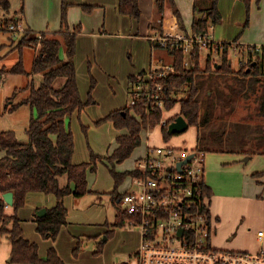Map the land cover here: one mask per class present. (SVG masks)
<instances>
[{
	"label": "rangeland",
	"instance_id": "obj_1",
	"mask_svg": "<svg viewBox=\"0 0 264 264\" xmlns=\"http://www.w3.org/2000/svg\"><path fill=\"white\" fill-rule=\"evenodd\" d=\"M10 2L11 8L8 13L14 16L16 10L22 8V3L25 6L26 0H10ZM226 6L229 7L228 11L223 14V22L213 28L214 39L221 42H233L238 39V43L264 45V0L259 4L256 0L252 1L250 24L246 28H244L247 21L246 7L241 2L234 4V7L230 3ZM71 7L73 6L68 8V17ZM76 8L89 16L94 14L87 13L82 5H76ZM48 9V15L53 18V1L50 2ZM62 10L63 0L59 8L60 22ZM104 12L99 11L102 21L105 17ZM2 15L4 14L0 11V19ZM35 15L36 13H31L30 17L34 18ZM73 18L72 14L71 19ZM75 20L81 21L80 14ZM103 23H96L91 19L85 28L82 24V31L91 40H82L79 53L77 43L78 55L75 57V65L80 94L85 103L88 102L89 96H92V102L88 103L84 110L76 111L66 119L67 128L71 129L75 137V160L79 164L91 162L93 154L108 157L112 156L116 150V139L123 132L118 135L120 131L115 129L112 122L101 121L113 111L130 106L131 96L128 90L129 84L125 82V75L120 74L122 66H113L112 56L117 57L122 53V63L124 64V59H126L127 64H131L135 52L141 48V45L134 40L126 41L113 37L107 42L111 44V49L116 50V53L103 54V42L98 45L97 40L93 39L94 33L99 34L104 31ZM52 24L42 29L41 32L58 31L59 27L55 28L57 25ZM26 25L25 27L29 29ZM69 26L73 28L74 25L71 23ZM116 30L118 35H123L119 29ZM23 33L0 32L1 81L5 79L0 85V132L14 131L19 141L26 143L28 141L26 130L31 119L37 116V110L29 105L20 106L12 112L10 110L30 96L32 86L40 87L43 76L42 74H31L34 60L40 52L39 46L26 47L23 51L26 73L11 72L21 58L16 46ZM116 41H125V43L121 46ZM241 47L242 49L231 55V65L234 71L240 68L242 61L250 57L246 48ZM160 52L165 54L166 63L172 62L173 57L168 54L167 50L161 49ZM208 53L205 51L203 67L206 65ZM261 57V54L255 55L253 59L258 60ZM61 59L63 62L68 60L64 43L61 47ZM212 59L215 67L218 68L222 64L221 56L218 54L213 53ZM220 77L218 74L215 80L219 89L223 88L220 99L209 96L211 94L210 83L200 90L197 97L203 106L202 120H208L207 123L204 122L199 128L192 126L186 132L172 136L168 142H165L162 135L161 125L163 123L153 130L143 131L142 145L124 163L116 164L115 170L117 172L134 170L138 161L144 157L148 146L152 148L171 147L189 152L204 149L206 153L205 181L214 192L209 205L213 217L211 246L217 250L248 251L255 254L259 251L256 252L251 248L262 247L257 238L258 232L264 234V181H261L264 177H255L256 173L264 171V79L259 81L254 93L243 94L235 101L232 99L234 97L231 89L226 87L225 82L228 79L225 78L226 81H224ZM93 81L96 85L94 89H91ZM58 83L56 86L59 88L62 84ZM186 90L179 94V99L188 97ZM216 107L219 109L212 114L211 110H215ZM163 113L164 121L173 118L180 113V103L171 111L165 110ZM213 118H215L214 124L210 126L209 121L211 122ZM249 157L251 160L246 162L245 160ZM111 169L112 166L108 161L102 160L97 163L96 171L90 172L91 193L79 198L78 201L75 200L74 205L69 207L71 211L69 218L75 223L76 229L73 230V234L66 232L59 236L54 244L40 237L37 245H39L42 258L47 256L50 246L54 245L64 264H125L132 260L141 245V232L129 224L122 229L113 227L116 216L122 211L123 206L111 195L116 185ZM131 185L132 180H126L119 187V194H124L131 188ZM255 190L257 193L255 197H252ZM29 197V200L26 199L25 206L19 210L18 216L25 220L27 235L37 237L39 234L32 217H35L38 210L45 209L42 206L53 205L56 198L40 193H32ZM9 213H12V210H9ZM109 231H114V234L107 238ZM80 238L83 242H79ZM79 243H81V248L76 254L75 250ZM102 243V252L98 253L99 245ZM11 252V241L4 237L0 244V264H17L9 263Z\"/></svg>",
	"mask_w": 264,
	"mask_h": 264
},
{
	"label": "trees",
	"instance_id": "obj_2",
	"mask_svg": "<svg viewBox=\"0 0 264 264\" xmlns=\"http://www.w3.org/2000/svg\"><path fill=\"white\" fill-rule=\"evenodd\" d=\"M140 0H120L118 11L123 16H129L135 20H140L142 11ZM204 0H196L194 6V21L192 25L193 35L210 36L213 28L222 23V15L219 10V0H206L209 5L203 7ZM247 10V21L244 28L250 24L251 4L253 0H240ZM262 0H256L259 4ZM166 4L175 7L173 0H157V7L160 14L164 13ZM71 6L67 0H63V10L61 26L59 31L35 32L25 28L20 36L16 48L20 51V60L11 70L15 74H24L23 51L26 47H40L39 55L35 58L31 74H42L43 82L40 87L32 86L30 96L17 106L11 108V112L16 108L29 105L36 108L37 116L30 121L26 130L28 141L21 143L14 131L0 132V152L4 155L0 158V244L4 237L11 241V263L17 264H64L55 248L48 250L47 256L42 258L39 254V246L23 237V228L18 212L26 204L29 193L38 192L46 195H54L57 204L51 209H47V215L39 217L38 210L35 214L37 232L44 240L56 241L63 226L68 224V209L64 199L67 196L82 198L90 194L88 183V172L96 171L99 161L107 160L112 166L111 174L115 179V190L112 192L113 199L120 201L123 194H119V187L127 178L140 176V171L117 172L116 164H122L128 160L134 151L142 145V133L145 130H153L163 122L164 113L154 102L148 100L138 103L136 106H127L110 113L101 122H112L116 129L127 130L126 135H120L116 139L117 148L112 156L102 157L93 154L91 162L74 164L73 158L76 153L75 137L71 129L67 128L66 119L76 111L85 109L88 103L92 102V96L85 103L80 94L75 57L77 53L78 36L82 32V25L78 24L70 28L68 24V8ZM11 8L10 0H0V10L9 12ZM87 13H92L95 6L83 5ZM178 22L185 30L182 16L176 9L174 10ZM20 13H24V4ZM21 20V19H20ZM6 24H19L18 18L7 19ZM73 29V30H72ZM151 35L161 32L162 29L152 27ZM150 40V39H149ZM62 43L66 45L68 60L61 59ZM236 45L239 50L242 48L238 39L233 42H218L208 50L206 65L203 67L204 51L197 48L189 55L184 52L181 44H174L167 49L154 46V49L167 50L173 57L174 73L163 77L158 82L164 86L160 93L165 101L164 108L171 111L180 103V113L167 120V124H162V135L165 142L172 136L168 131V125L174 122L179 116H183L190 127H200L208 120H202V103L197 99L200 90L210 83V97H218L223 93V88L219 89L216 84V76L219 74L225 82L226 87L231 89V94L235 101L243 94L254 93L257 84L264 78V57L254 60L250 52V45L245 47L251 58L246 65H240L237 71L232 69L231 55L234 52L232 47ZM216 52L221 56L222 64L215 67L212 54ZM190 61V66L185 63ZM256 62L255 66L252 64ZM248 69H251L248 72ZM147 72L130 76V93L134 81L137 77H143ZM213 74H216L215 76ZM2 74L0 73V80ZM60 81V82H59ZM59 82V83H58ZM62 84L61 87L56 85ZM232 83V85H231ZM212 84V85H211ZM230 84V85H229ZM96 83L92 82L91 89ZM231 86V87H230ZM187 89L188 97L179 99V94ZM229 100H227L228 102ZM230 104V103H229ZM212 109V114L217 112ZM213 116V115H212ZM208 118V117H207ZM214 119L210 126L214 124ZM176 135V134H175ZM204 151V149H199ZM205 152V151H204ZM66 176L68 184L62 186L60 178ZM255 177H264V171L256 173ZM205 195L209 200L213 197V192L207 184L204 186ZM12 192L14 194V205L11 207L4 201L3 196ZM12 210V213H9ZM130 217L124 212L116 216L114 228L122 229L128 224ZM114 231H109L110 238ZM99 245V252H102ZM81 243L78 244L75 252L79 253Z\"/></svg>",
	"mask_w": 264,
	"mask_h": 264
},
{
	"label": "built area",
	"instance_id": "obj_3",
	"mask_svg": "<svg viewBox=\"0 0 264 264\" xmlns=\"http://www.w3.org/2000/svg\"><path fill=\"white\" fill-rule=\"evenodd\" d=\"M5 21L0 19V32L25 31L20 23ZM149 39L152 45L164 49L181 44L188 57L197 48L211 50L218 43L211 35L163 32H156ZM232 49L239 50L236 45ZM250 52L251 56L264 57V45H250ZM251 56L241 65H246ZM185 65L190 66L189 59ZM171 73L173 64H159L145 76H138L131 89L130 106L148 100L164 112L165 101L160 94L164 86L158 81ZM4 80H0V85ZM205 156L199 150L148 147L145 157L137 163L140 176L132 178L131 188L119 201L122 212L130 217L128 224L141 232V245L133 261L125 264H264V249L252 254L212 248L211 200L204 190ZM259 237L263 240L264 234L260 232Z\"/></svg>",
	"mask_w": 264,
	"mask_h": 264
},
{
	"label": "crops",
	"instance_id": "obj_4",
	"mask_svg": "<svg viewBox=\"0 0 264 264\" xmlns=\"http://www.w3.org/2000/svg\"><path fill=\"white\" fill-rule=\"evenodd\" d=\"M51 1H53V5H54V17L53 18H51L50 15H48V11H49L48 6L50 5ZM119 1L120 0H68V3H70L73 6L69 9L68 20H69V24L73 23V25H74L73 27H75L77 24H81V25L83 24L84 28H85L86 24L89 23V20L91 21V19L93 22H96V23L104 22L103 23V29L105 28L104 31L99 32V34H96L98 32L93 34L94 35L93 39L97 40L98 45H100V43L103 42V48H102L103 54H111L112 55V54L116 53V50L111 49V44H109L107 42L108 40L112 39L113 37L122 38V39H125L126 41L134 40L135 42H138L141 45L140 50L135 52L134 60L131 64H127L126 59H124V64L122 63V58H123L122 53L120 55H118L117 57L112 56V63L111 64L113 66H118V65L122 66L120 74L124 73L125 82H127V85L129 84L128 90H129V94H130V80H129L130 76L138 75L141 72H148V71L152 70V68H154L155 66H157L159 64H173V58H172L171 63H166V61H167L166 56L164 53L160 52L161 49H154L153 48L152 43L149 40V38L151 36V32H152V30H151L152 27H158V29L161 28L162 32L165 34H181V35L182 34H186V35L192 34V25H193V21H194V6H195L196 0H173L175 3V7L166 4V7H165L163 14H160L158 11L157 0H140L139 2H140V8L142 10V18L139 21L135 20L129 16L121 15L118 11ZM60 2H61V0H30V1L26 0L23 15L20 13L21 8H20V10H16V13L14 14V16H12V15L10 16V14L8 12H6L5 10H0L4 14V15H2L1 18L4 20L11 19V18H18L19 23L24 28H26L25 25L27 24L29 29H31L35 32H41L42 29L47 28L51 23H53L52 25H57V26H55V28L59 27V30H60V26H61L60 13H59ZM238 2H241V1L240 0H219V10H220V13L222 15V20H223V14L226 11H228L229 6H226V4L230 3L234 7V4H238ZM203 4H204L203 7L205 8L206 6L209 5V1L204 0ZM76 5L95 6L96 11L95 12L93 11L91 13V15L93 13L94 14L92 16H89V14L88 15L84 14L80 9H77ZM176 9L180 12V14L182 16V21H183L185 30H183L181 28V26L178 22V19L175 15V12H174V10H176ZM99 11H105L104 12L105 17H104L103 21L101 19V13H99ZM71 12H73V13H71ZM25 13H26V15H25ZM31 13H36L34 18L30 17ZM72 14L74 17L73 20L71 19ZM79 14L81 17L80 22H78V20H75ZM56 18H57V20H56ZM48 23H50V24H48ZM92 27H94V26L92 25ZM116 29H119L120 33L123 32V35H120V34L118 35ZM93 30H95V29L93 28ZM83 39H90L91 40V38L88 35H86L85 32L82 31L79 34L78 41H77L78 53H79V50L81 49V42ZM211 39L215 42H221V41H217L214 39L213 33L211 34ZM116 42L119 43L121 46H123V43H125V41H122V42L116 41ZM239 44L241 46H244V47L249 46V45L243 44L241 42H239ZM206 51H208V50H206ZM78 53H76V56L78 55ZM204 55H205V51H204ZM208 55H209V53L207 54V56ZM212 56H213V54H212ZM204 57H206V56H204ZM242 62H244V61H242ZM230 63H232V61ZM112 65H111V67H112ZM263 71H264V68H263ZM113 126H114V124H113ZM116 130L120 131V133L118 135H120L121 132H123V134H121V135H126L128 133L127 130H118V129H116ZM148 147H147V149H148ZM3 155L4 154L2 152H0V158L3 157ZM145 155H146V153H145ZM145 155H144V157H145ZM75 156H76V153H75L74 158H73V163L79 164L75 160ZM249 160H251V157L247 158L245 161L248 162ZM100 166H102V165H100ZM90 172H91V170L88 172V183H89ZM128 179L130 180L131 178L129 177V178H127V180ZM249 180H251V179H249ZM261 181H264V179H262ZM60 182H61V185L63 187L66 186L68 184L67 177L66 176L61 177ZM205 183H206V181H205ZM207 186H209V185L207 184ZM209 187L211 188V190L213 192L212 187L211 186H209ZM89 190H90V183H89ZM258 190H260V189H258ZM32 193H38V192H32ZM32 193L28 194V196H27L28 200L30 199L29 196ZM256 193H257V191L255 190L252 197H255ZM40 194H43V193H40ZM44 195H46V194H44ZM46 196H49L52 198L55 197L54 195H46ZM213 196H214V192H213ZM75 200L78 201L79 198H75L72 195L67 196L64 199L65 206L68 209V224L62 227L56 241H50V240H46V241L54 244L57 242L59 236H62L66 232H68L69 234H73V232H74L73 230L76 229L75 228L76 225H75V223L70 221V218H69L70 215L69 214H71V211H70L69 207H71V205H74V202H76ZM103 201H105V200H103ZM53 203H54V201H53ZM56 204H57V199L55 200V203L53 205L42 206V207H45V209H51L54 206H56ZM19 218L21 219V225H22V228L24 231L23 237L32 243L37 244V242H40V237H41V239H43L42 236L38 232L37 233L39 234V236H37V237L36 236L31 237V236L27 235L26 228L24 225L25 220H23L21 217H19ZM32 220L35 223V227L37 228L36 218L32 217ZM259 233L260 232H258L257 238H258V241H260L259 243L262 247H260V248L259 247H253V248L249 247L256 252L263 249V245H264V239L263 240L260 239ZM79 237H81V236H79ZM79 242H83V240L80 238ZM241 247H245V246L241 245ZM50 248H55V247H54V245H51ZM39 254H40V248H39ZM9 263H11V259L9 260Z\"/></svg>",
	"mask_w": 264,
	"mask_h": 264
},
{
	"label": "water",
	"instance_id": "obj_5",
	"mask_svg": "<svg viewBox=\"0 0 264 264\" xmlns=\"http://www.w3.org/2000/svg\"><path fill=\"white\" fill-rule=\"evenodd\" d=\"M231 64V63H230ZM256 62L252 64V66H255ZM251 69H248V72H250ZM189 129V123L186 121V119L183 116H179L174 122H172L168 126V131L171 135L175 134H181L186 132ZM191 159V156L184 161L183 163H187ZM181 163L180 166L183 164ZM4 201L7 203L9 206L14 205V194L12 192L6 193L4 196ZM39 217H44L47 215V209H42L38 212Z\"/></svg>",
	"mask_w": 264,
	"mask_h": 264
}]
</instances>
